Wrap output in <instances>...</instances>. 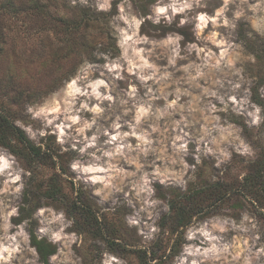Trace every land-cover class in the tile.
<instances>
[{
    "label": "rangeland",
    "instance_id": "obj_1",
    "mask_svg": "<svg viewBox=\"0 0 264 264\" xmlns=\"http://www.w3.org/2000/svg\"><path fill=\"white\" fill-rule=\"evenodd\" d=\"M66 1V15L112 13L100 39L118 50L98 45L51 89L80 35L10 22L0 111L51 153L0 144V264H43L32 230L57 246L51 264H146L153 250L163 264H264V207L245 184L264 175V0ZM218 182L227 199L176 231L164 219Z\"/></svg>",
    "mask_w": 264,
    "mask_h": 264
},
{
    "label": "trees",
    "instance_id": "obj_2",
    "mask_svg": "<svg viewBox=\"0 0 264 264\" xmlns=\"http://www.w3.org/2000/svg\"><path fill=\"white\" fill-rule=\"evenodd\" d=\"M59 6L67 8L70 7L71 4L66 0H0V52L4 50V43H6L8 37L12 36L11 33H9L12 29L10 24L12 20L43 18L47 24L55 20L62 24L63 31L64 33L66 32L67 35V42L71 40L70 37L73 36V34L80 35V41L75 42L76 47L67 45V49L73 52V54L71 55V53H69L67 55V68L65 67L64 71L53 77L50 84L51 89L58 88L64 81L69 80L75 75L79 65L84 61L95 60L97 56L94 54V50L98 45H101L100 49H103L105 52L108 50L111 51L110 48H112V50L115 49V51L118 50L116 42L111 41V43H107V41L103 42L100 39L106 36L105 33L108 34L107 36L109 39L112 38L110 35V28L107 24L109 15L112 13L97 12L95 8L77 5L73 6V10H76L75 13L71 15L67 13L66 15V12L60 13ZM144 6L146 7L147 5L144 4ZM115 10L116 8L114 11ZM100 21L103 23V26L97 27ZM92 28H99V33L94 36L91 33ZM83 52H87V55H83ZM58 60L60 59L53 56L50 62L55 65ZM21 92L22 91H20V93ZM20 93L14 96L15 100L22 98ZM258 102L264 107V99L262 97H258ZM0 110L2 109L0 108ZM15 140L23 142L30 151V155L36 157L50 156L49 153H51V151H43L39 146H36L23 129L13 124L8 116L0 111V144L14 150ZM57 157L61 159L63 155L58 154ZM245 184L248 188V196H250L259 207H264V175L262 171L247 175ZM53 185L54 186L51 187L47 195L55 198L60 192V189L57 185ZM231 189L232 188H228L225 184L218 182L210 186L201 187L196 190L197 192L180 195L178 198L171 201V212L166 214L164 219H173L172 224L175 231L181 227H185L189 225L193 217L202 212L204 208H209V206L214 205L216 202L220 200L223 201L224 198L227 199L228 193L232 192ZM198 197L201 201H196ZM205 202L208 203L205 204ZM31 232L32 243L36 246L42 263L51 264L50 257L57 252V246L46 238L37 237L33 230ZM151 252V258L145 260L146 264H163L162 257L156 256L154 250ZM158 258L161 259L157 260L155 263H150V260H156Z\"/></svg>",
    "mask_w": 264,
    "mask_h": 264
},
{
    "label": "bare ground",
    "instance_id": "obj_3",
    "mask_svg": "<svg viewBox=\"0 0 264 264\" xmlns=\"http://www.w3.org/2000/svg\"><path fill=\"white\" fill-rule=\"evenodd\" d=\"M5 164V162H3V165Z\"/></svg>",
    "mask_w": 264,
    "mask_h": 264
}]
</instances>
